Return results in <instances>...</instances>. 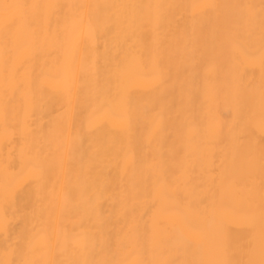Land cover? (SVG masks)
I'll return each mask as SVG.
<instances>
[{
  "label": "bare ground",
  "instance_id": "bare-ground-1",
  "mask_svg": "<svg viewBox=\"0 0 264 264\" xmlns=\"http://www.w3.org/2000/svg\"><path fill=\"white\" fill-rule=\"evenodd\" d=\"M0 264H264V0H0Z\"/></svg>",
  "mask_w": 264,
  "mask_h": 264
}]
</instances>
